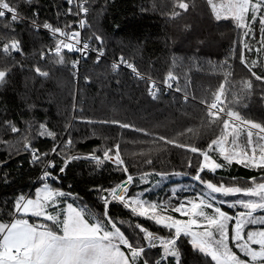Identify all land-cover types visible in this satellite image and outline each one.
Wrapping results in <instances>:
<instances>
[{
  "label": "trees",
  "instance_id": "16d2710c",
  "mask_svg": "<svg viewBox=\"0 0 264 264\" xmlns=\"http://www.w3.org/2000/svg\"><path fill=\"white\" fill-rule=\"evenodd\" d=\"M13 2L22 19L13 22L7 16L0 18V46L15 39L21 49L10 54L0 52V70H8L0 83V221L13 218L14 202L20 195L30 197L38 185L45 183L40 175L47 168L57 177L49 183L50 187L71 193L66 196L73 204L102 218L103 190L125 182L127 175L109 161L98 165L83 157L95 153L102 158L103 152L116 144L120 145L128 166L127 174L133 177L127 196H136L151 187L143 181L146 175L157 179V175L166 174L153 196L158 205L164 206L166 202L171 208L176 207L179 200L170 199L173 182L169 176L179 174V183L190 185L202 157L166 144L158 137L207 150L223 128L219 121L208 122L211 118L203 101L212 99L226 72L231 73L225 85L226 110L237 111L243 119L264 125V80H256L252 75L255 72L264 76V32L256 31V36L245 39V29L237 27L231 18L216 19L207 0H184L188 4L186 11L175 7L178 0H88L89 15L83 36L94 47L102 48L104 59L96 64L89 58L75 69L71 64L75 55L65 51L62 54L66 62L58 63L49 51L53 42L48 34L34 26L73 25L76 17L67 14V0ZM176 11L180 15L173 17ZM95 35L103 38L102 45L94 39ZM245 43L251 51L244 49ZM242 51L249 65L257 62L252 72L241 63ZM121 57L158 83H163L169 72L173 73L178 77L172 82L173 91L162 90L153 99L148 81L132 79L124 70L112 69L110 62ZM37 66L49 75L37 74ZM244 81H251L252 87L246 89ZM221 116L227 118L223 113ZM111 121L131 127L121 128ZM41 124L56 134L55 139L38 135ZM10 125L20 131L12 132ZM25 137L40 153L49 155L33 162L31 152L24 147ZM69 139L72 144L64 147ZM55 145L61 146L58 155L51 151ZM65 156L82 158L70 160L61 173ZM148 159L151 164L146 162ZM214 159L217 160L215 156ZM48 161H55V168H49ZM199 175L203 181L225 186L247 187L253 179L264 182V169L235 162ZM187 193L176 194L191 196ZM153 196L146 193L149 200ZM237 196L240 200L252 199ZM237 209L245 210L240 205ZM108 214L132 241L145 247L150 264L162 259L158 246L148 247L144 233L135 225L139 223L165 238L173 233L168 234L153 221L133 214L118 201L110 202ZM170 214L177 216L174 211ZM176 247L179 258L162 259V264H214L192 247L188 237L181 235Z\"/></svg>",
  "mask_w": 264,
  "mask_h": 264
},
{
  "label": "snow or ice",
  "instance_id": "6c2138e0",
  "mask_svg": "<svg viewBox=\"0 0 264 264\" xmlns=\"http://www.w3.org/2000/svg\"><path fill=\"white\" fill-rule=\"evenodd\" d=\"M31 3V0H27ZM74 0H67L69 5L67 14L75 16H87L89 9L85 6L88 0H79L78 6L71 7ZM217 19L231 18L236 22L237 27L245 29V39L251 33V25L258 23L261 31L264 32V0H222L215 4L209 0ZM175 7L182 10L188 9V4L184 0H178ZM173 17L180 15L176 11L172 13ZM8 17L13 22L20 19L19 10L13 0H0V18ZM87 23L86 20H80L81 28ZM10 26V25H9ZM43 27L48 29L54 37H63L57 39L55 48L50 49V53L58 58V63L64 64L65 56L62 54L64 49L68 52H80L82 55L89 50V43L81 40L80 31L71 30L72 25L68 24L65 28L54 27L49 23H44ZM94 39L103 44V38L95 35ZM244 49H252L245 43ZM11 51H21L19 41L13 39L10 43L0 46V52L10 54ZM97 52V62L104 55L102 48L95 49ZM45 54L41 53L43 59ZM241 63L252 72L256 61L249 65L245 59L243 51L241 52ZM78 60L72 61V68L75 69ZM125 64L138 77L135 65L128 63L123 57L118 63L112 65L117 70L119 64ZM37 74L47 77L49 73L42 70L39 66L35 68ZM8 70H0V83L4 82ZM230 72L225 73L224 82H222L215 93L212 94L210 101H203L206 104L207 116L211 119L209 123L219 121L222 124L223 132L219 137L213 139L207 147L202 150L199 147L184 145L174 140H169L163 136L158 137L160 141L166 144H173L176 147L185 148L191 153H198L203 160L201 161L197 175L194 177L205 184L209 192L205 197H197L173 207L171 211L186 216V220L177 219L167 215L168 207L156 203H149L139 197H129L128 185L133 182V177L128 173V166L121 156L120 145L110 146L103 152L102 158L95 153L88 157H83L95 161L102 165L104 161H109L121 168L127 175V180L116 187L105 189L101 199L105 205L103 217L94 216L86 207L74 206L71 203L66 208L61 209L59 198L66 195L65 192L54 189L45 183L43 188L36 191L35 198H29L20 195L14 202L13 218L9 222L0 221V264H150L146 258V249L142 244L132 241L124 231L117 225L116 221L108 214V206L111 201L120 202L125 208L138 216L154 221L170 232L174 230V235L164 239L158 237L152 231L137 223L135 227L141 233H144V240L148 241V247H156L157 242L163 248V257L179 258V251L176 247L177 240L181 235L190 237L194 249L198 250L205 257H209L214 264H264V228L250 229L245 232L248 225H264V214L256 215L257 212L264 213V182H255L247 187L217 186L212 182L203 181L200 172L205 169L215 172L216 169L231 165L233 162L245 167L254 169H264V125L243 119L239 112L225 107V85L229 83ZM256 80H264V76L252 72ZM178 77L169 72L163 83L168 87H173V81ZM244 87L250 89L251 81H244ZM158 86L153 82L150 84L149 94L153 99L156 98ZM177 91L180 88L177 86ZM221 113L225 117L221 116ZM239 121L240 125H246V140L240 141V125L232 123ZM91 123V121H88ZM103 123H109L104 121ZM110 123L118 124L121 128L131 127L128 124L118 121ZM12 132H19L20 129L15 125H10ZM256 129L257 132L252 130ZM142 131V130H138ZM192 131V129H188ZM40 136L47 135L55 139L56 134L47 129L44 124L40 125ZM148 135V133H145ZM231 137V139H229ZM255 137V140H254ZM72 144L69 139L64 147ZM25 149L32 153L33 162L41 160L49 153H40L39 149L34 147L30 140L25 137ZM60 145L52 148V153L59 154L57 149ZM216 151L225 162L218 163L216 159L209 155ZM78 156H65L64 167L60 172H64L67 163L70 160L81 159ZM151 164L152 160L148 159ZM49 168H55V161H48ZM192 166L189 160V167ZM52 174L44 172V179H48ZM57 177H53L56 179ZM212 194L223 196L241 194L252 199L239 200L238 203L245 209L236 216L229 215L221 209L216 203ZM219 204H228V207H235V204L226 200L219 201ZM51 209V211H50ZM207 209H211L210 213ZM212 213H215L214 215ZM28 217L38 218L35 222H30ZM235 221L229 233V222ZM231 242V246H230ZM234 246V247H233ZM234 248L236 250H234ZM125 249L127 251H125ZM162 259L155 261V264H162Z\"/></svg>",
  "mask_w": 264,
  "mask_h": 264
},
{
  "label": "rangeland",
  "instance_id": "374dc122",
  "mask_svg": "<svg viewBox=\"0 0 264 264\" xmlns=\"http://www.w3.org/2000/svg\"><path fill=\"white\" fill-rule=\"evenodd\" d=\"M208 1V3H209V0H207ZM209 5H210V3H209ZM212 6V5H211ZM210 6V7H211ZM213 8H211V11H212V14L214 15V17L217 19V16H216V13L212 10ZM220 19H226V18H223V17H221ZM256 31H260L261 32V26L258 24V23H256V24H252L251 25V33H250V37L251 38H253L254 37V35L256 36ZM258 39V38H257ZM263 43H264V41H263ZM234 121V120H233ZM232 121V123H234V124H236V125H240V122L239 121H234L233 122ZM247 130H248V128H247V126L246 125H240V131H241V135H240V141L241 142H243V141H245L246 140V132H247ZM254 133L255 132H257L258 130H256V129H253L252 130ZM229 139H231V137H229ZM254 140H255V137H254ZM214 153L216 154V155H218L219 156V153L218 152H216V151H213V152H210L209 153V155L210 156H213L214 155ZM203 160V157H202V159H201V161ZM218 163H223L224 161H223V159L219 156L218 157V161H217ZM205 170H207V169H205ZM164 177H166V176H168V175H163ZM163 176H162V174H160V175H157L156 176V178L157 179H155V178H152V177H150V175H146L144 178H143V181H145V182H147L148 184H150L151 185V187L149 188V189H147V190H143L142 192H137L136 193V196H132V197H139L140 199H142V200H144V201H147V202H149V203H156L155 202V200H156V197H154L153 195L155 194V193H157L158 192V190H160L159 188H158V186H160L161 185V182L163 181ZM181 179H182V176L181 175H179V174H173V175H170L169 176V180H170V182L173 184H171L172 186H171V190H172V192H173V195L171 196L170 195V199H174V198H178V200H179V202H178V205L179 204H181V203H184L185 205H186V207L187 206H189L188 205V201H190V200H194V199H196L197 197H205L206 196V194L209 192V190L206 188V186H205V184L204 183H202L200 180H196V179H194L193 178V181H192V183L189 185L188 183H179L180 181H181ZM44 184L45 183H43V185H38L36 188H35V191L33 192V195L32 196H30L29 198H35V194H36V191L38 190V189H40V188H43V186H44ZM189 185V186H188ZM129 186V185H128ZM217 186H219V185H217ZM152 187H154L153 189H151ZM53 188V187H52ZM54 189H58V188H54ZM58 190H61V189H58ZM61 191H63V190H61ZM178 191H180V192H182V193H185V192H188L187 194H191V196H183V195H181V194H176V193H178ZM64 192V191H63ZM104 192V191H103ZM151 193L152 194V196L154 197V199L153 200H149L147 197H146V193ZM155 192V193H154ZM67 194V193H66ZM214 197H215V200H216V203H217V205L219 206V207H221V209L223 210V211H225V212H227V211H229L230 213H228L229 215H232V216H236V214L237 213H239V211L240 212H243V211H245V210H239V209H237V205H239V204H236V202L237 201H239L238 199H239V197L237 196V195H239V194H234V195H228V196H223V195H220V194H212ZM61 201H63V203H60V205H59V207L61 208V209H63V208H66V205L68 204V203H71V204H73V202L72 201H70L68 198H67V196H65V197H62V198H59ZM221 200H226V201H228L229 203H233V204H235V207H228V204H219V201H221ZM248 200V199H247ZM168 201H169V199H168ZM164 204V206H167L168 207V211L171 213V212H173V211H171V207L166 203V202H164L163 203ZM74 206H76L75 204H73ZM177 205V206H178ZM50 211H51V209H50ZM207 211H209L210 213L212 212V210L211 209H207ZM170 213H166L167 215H171ZM174 213H176V212H174ZM213 215L215 214V213H212ZM262 214H264V213H260V212H257L256 213V215H262ZM171 216H173V215H171ZM139 217H141V216H139ZM173 217H175V218H177V219H181V220H186L187 219V217L186 216H182L180 213H177V216H173ZM38 220V218H35V217H33L32 219H30V222H35V221H37ZM149 221H152V220H149ZM234 221V220H233ZM233 221H231V222H229V225H228V228H229V233H230V235H231V229H232V226L234 225V223H235V221H234V223H233ZM153 223H154V221H153ZM156 225V224H155ZM158 226V225H157ZM259 228H264V225H248V226H246V228H245V232H246V230H250V229H259ZM163 229H165V228H163ZM166 231V233H173L174 234V230L172 231V232H170L168 229H165ZM157 235V234H156ZM158 236V235H157ZM158 237H161V236H158ZM161 238H164V239H167V238H165V237H161ZM189 238V241H190V243H191V239H190V237H188ZM191 245H192V243H191ZM156 246H158V248L161 250V252H162V257H163V248L160 246V244L157 242V244H156ZM193 247V246H192ZM234 247V246H233ZM234 250H236L235 248H234ZM125 251H127L126 249H125ZM168 258H170V257H167L166 259H164V260H167Z\"/></svg>",
  "mask_w": 264,
  "mask_h": 264
},
{
  "label": "built area",
  "instance_id": "2783aa9c",
  "mask_svg": "<svg viewBox=\"0 0 264 264\" xmlns=\"http://www.w3.org/2000/svg\"><path fill=\"white\" fill-rule=\"evenodd\" d=\"M78 2H79V0H74L73 5H71V6L75 9V8L78 6ZM85 6L88 8V5H87V4H86ZM88 9H89V8H88ZM88 15H89V11H88L87 16H83V15H81V16H75L76 19H75V22H74L73 25H72V29H68L69 31H71V30L80 31V33H81V37H80L81 40H82V41H86L87 43H89V46H90V47H89V50H88L86 53H84L83 55H82L80 52H75V51L72 52V53L75 55L76 60L79 61V63L77 64V66H79V64H80L82 61L87 60V59H89V58H92V59L96 62V64H98L101 60L104 59V55H103L102 57L99 58V62H97V52L95 51V49H98V48L94 47V46L90 43V41L87 40V39H85L84 36H83L84 29L87 27V23L84 25L83 28H81V27L79 26V22H80V20H82V19H83V20H86L87 17H88ZM20 19H22V18L20 17ZM34 26H35L36 29L42 30V31H44V32H46V33L48 34V37H49V38L51 39V41L53 42V45H52L51 49H54V48H55L56 40H57L58 38H59V39H62V38H63V37H54L53 34H52L48 29H45L43 26H40V25H37V24H34ZM65 51H67V49H64V50L62 51V53L65 52ZM119 60H120V58L117 59V60H112V61L110 62V63H111V67H112V65H113L114 63H118ZM112 69H113V67H112ZM113 70H114V69H113ZM120 70H124V71L127 73V75H128L130 78H132V79L146 80V81L149 82V84H151V83L154 82V83L158 86V88H159V91H157L156 94L160 93L162 90L164 91V93H167V92H169V91H173L172 88H168L164 83H158V82L154 81L153 79H150L149 77L143 75V74L140 73V72H139V73H140V76L138 77V76H137L135 73H133V72L131 71V69L128 68L125 64L120 63L118 69H117V70H114V71H120ZM166 77H167V76L164 77V80L166 79ZM31 154H32V153H31ZM45 171L50 172V170L47 168L46 170L43 171V173L40 175V177L43 178V180L45 181V183L49 184L50 182L53 181V176H50V177L48 178V181H46V180L44 179V172H45ZM50 173H51V172H50ZM51 174H52V173H51Z\"/></svg>",
  "mask_w": 264,
  "mask_h": 264
},
{
  "label": "crops",
  "instance_id": "0c3cea01",
  "mask_svg": "<svg viewBox=\"0 0 264 264\" xmlns=\"http://www.w3.org/2000/svg\"><path fill=\"white\" fill-rule=\"evenodd\" d=\"M222 2V0H213V3H215V4H219V3H221ZM209 6H211V4L209 5ZM210 8H212V6L210 7ZM213 10V9H212ZM263 49H264V46H263ZM234 122V121H233ZM214 156L217 158V161H218V155H216L215 153H214V155L212 156L213 158H214ZM238 200H240V199H238ZM236 204H238V203H236ZM240 210V209H239ZM240 212V211H239ZM226 213H230L229 211H227ZM249 230V229H248ZM248 230H246V232L248 231Z\"/></svg>",
  "mask_w": 264,
  "mask_h": 264
},
{
  "label": "water",
  "instance_id": "95a60500",
  "mask_svg": "<svg viewBox=\"0 0 264 264\" xmlns=\"http://www.w3.org/2000/svg\"><path fill=\"white\" fill-rule=\"evenodd\" d=\"M105 193L103 192L102 195H104Z\"/></svg>",
  "mask_w": 264,
  "mask_h": 264
}]
</instances>
